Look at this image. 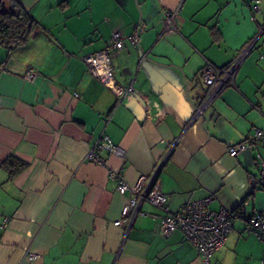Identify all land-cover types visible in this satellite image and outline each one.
I'll return each instance as SVG.
<instances>
[{"label": "crops", "instance_id": "1", "mask_svg": "<svg viewBox=\"0 0 264 264\" xmlns=\"http://www.w3.org/2000/svg\"><path fill=\"white\" fill-rule=\"evenodd\" d=\"M13 1L33 29L16 47L0 43V264H203L181 229L161 234L162 212L148 202L140 210L156 218L118 224L133 193H119L107 169L86 159L102 132L125 156L97 151L128 184L148 179L159 164L170 211L211 196L213 211L241 206L264 220V188L248 181L264 161V144L251 139L254 127L264 129V33L240 63L235 86L191 121L205 60L221 67L234 59L264 26V0ZM178 6L177 31L163 32ZM139 21L145 30L133 46L127 36ZM114 31L125 39L110 55L113 77L132 86L120 102L81 59ZM238 142L248 147L232 157L228 147ZM8 158L25 165L11 175L17 166L4 167ZM210 261L264 264V237L235 215Z\"/></svg>", "mask_w": 264, "mask_h": 264}, {"label": "built area", "instance_id": "2", "mask_svg": "<svg viewBox=\"0 0 264 264\" xmlns=\"http://www.w3.org/2000/svg\"><path fill=\"white\" fill-rule=\"evenodd\" d=\"M179 8L178 6V8L166 14L163 19V32L172 33L177 31L176 22L178 18H180L178 15ZM144 30L145 24L143 21H139L135 24L132 32L127 36L133 46L137 45L138 39ZM262 33H264V26H261L257 34L244 46L234 59L224 66L219 67L205 60L200 71V79L204 86V91L199 102L195 105L191 121L202 116L205 110L225 88L235 86L234 78L240 63ZM124 39L125 37L121 31H114L107 44L101 50L85 54L81 57L82 61L87 66L88 72L105 86L110 87L116 94L118 102L132 91V86L126 89L118 86L112 73L113 65L110 55L124 46ZM18 44L19 40L17 38L12 39L9 42V47L13 48ZM62 53L64 55L69 54L66 50H62ZM260 58L264 60V51L260 53ZM34 74L35 72L32 69L26 72L28 79H32ZM251 139L254 142L264 144V129L254 127ZM247 147V142H238L228 147V154L232 157H236L242 151L246 150ZM100 149H105L120 157L125 156V150L118 145H114L107 134L102 132L94 146L86 154V159L107 169L108 177L115 182L116 189L119 193H125L126 191L133 193V197L126 202L121 210L122 219L118 221V224H122L123 220H127L129 226L136 215L156 218V214L140 210V204L142 202H148L162 212L159 223V229L162 235H167L176 228L181 229L185 238L198 248L202 256L203 264H219L212 263L210 258L212 254L224 244L227 234L233 228L234 220L231 210H211L208 207L211 196H206L201 199L187 202L183 205L181 211L172 212L168 207L167 196L162 192L157 177L159 164L148 179L142 176L136 184L130 185L124 180L121 168H111L108 165L107 159L99 155L97 150ZM256 164L257 173L250 174L248 181L251 188H264V161L258 160ZM145 180L146 184L144 185L143 182ZM241 216L246 222L247 229L254 231L260 238L264 237V220L256 216L244 215L242 209L240 210V217ZM7 221V217L3 218V227L7 225ZM31 257L34 258L36 255L31 254Z\"/></svg>", "mask_w": 264, "mask_h": 264}, {"label": "trees", "instance_id": "3", "mask_svg": "<svg viewBox=\"0 0 264 264\" xmlns=\"http://www.w3.org/2000/svg\"><path fill=\"white\" fill-rule=\"evenodd\" d=\"M4 1L7 5V9L4 13L0 12V43L10 49L9 42L12 39L17 38L20 41L23 36L33 29V20L30 15L13 0ZM15 164L17 166L16 169L10 170V174L13 175L16 171H19L24 167L25 164L23 162L14 158H8L3 166L11 168ZM240 210L241 206L236 209V213L232 211L233 220L235 215L240 216Z\"/></svg>", "mask_w": 264, "mask_h": 264}, {"label": "flooded vegetation", "instance_id": "4", "mask_svg": "<svg viewBox=\"0 0 264 264\" xmlns=\"http://www.w3.org/2000/svg\"><path fill=\"white\" fill-rule=\"evenodd\" d=\"M6 9H7V5H6L5 1H4V9H0V12L4 13L6 11Z\"/></svg>", "mask_w": 264, "mask_h": 264}, {"label": "water", "instance_id": "5", "mask_svg": "<svg viewBox=\"0 0 264 264\" xmlns=\"http://www.w3.org/2000/svg\"><path fill=\"white\" fill-rule=\"evenodd\" d=\"M0 9H4V0H0Z\"/></svg>", "mask_w": 264, "mask_h": 264}, {"label": "rangeland", "instance_id": "6", "mask_svg": "<svg viewBox=\"0 0 264 264\" xmlns=\"http://www.w3.org/2000/svg\"><path fill=\"white\" fill-rule=\"evenodd\" d=\"M2 45L0 44V48H3V47H1ZM4 49V48H3ZM6 52H7V50H6Z\"/></svg>", "mask_w": 264, "mask_h": 264}]
</instances>
